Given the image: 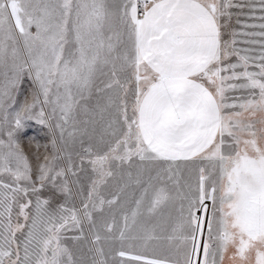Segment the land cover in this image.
I'll use <instances>...</instances> for the list:
<instances>
[{
    "label": "snow or ice",
    "instance_id": "obj_1",
    "mask_svg": "<svg viewBox=\"0 0 264 264\" xmlns=\"http://www.w3.org/2000/svg\"><path fill=\"white\" fill-rule=\"evenodd\" d=\"M0 264H264V0H0Z\"/></svg>",
    "mask_w": 264,
    "mask_h": 264
},
{
    "label": "rangeland",
    "instance_id": "obj_2",
    "mask_svg": "<svg viewBox=\"0 0 264 264\" xmlns=\"http://www.w3.org/2000/svg\"><path fill=\"white\" fill-rule=\"evenodd\" d=\"M36 140L40 144H44L46 142L45 140V133L40 130V126L36 125L35 123L32 124V126L28 129V135L26 138V150L31 154V151L34 148V145H30L27 142ZM42 150V149H41Z\"/></svg>",
    "mask_w": 264,
    "mask_h": 264
}]
</instances>
